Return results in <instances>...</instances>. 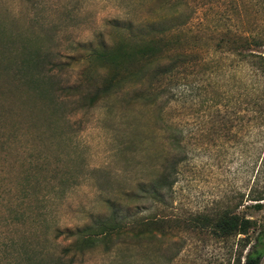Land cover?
Returning a JSON list of instances; mask_svg holds the SVG:
<instances>
[{"label":"rangeland","instance_id":"rangeland-1","mask_svg":"<svg viewBox=\"0 0 264 264\" xmlns=\"http://www.w3.org/2000/svg\"><path fill=\"white\" fill-rule=\"evenodd\" d=\"M149 41L159 64L140 55ZM26 53L49 56L63 84L116 81L92 107L63 104L65 143L49 168L72 184L50 206L30 199L44 210L39 227L27 225L40 264H235L241 254L243 263L264 229V0H0V69ZM139 70L144 80L129 82ZM175 150L182 160L169 190L125 195L155 180ZM225 211L255 224L220 237L204 223ZM110 220L115 232L82 250L76 235L55 238L56 228Z\"/></svg>","mask_w":264,"mask_h":264},{"label":"trees","instance_id":"trees-1","mask_svg":"<svg viewBox=\"0 0 264 264\" xmlns=\"http://www.w3.org/2000/svg\"><path fill=\"white\" fill-rule=\"evenodd\" d=\"M156 43L158 44V39ZM131 52L125 51V54L129 56ZM157 53L155 42L149 41L143 45L140 55L149 63L159 64L160 57ZM174 68L175 64L171 62L158 74H168ZM144 70L136 72V78L132 79L131 75L127 74L121 81L128 76L131 83L142 81L145 78ZM0 73L7 76V82L0 84V98L3 100L0 102V264H40L43 262L44 254L28 242L36 233L32 226L28 228L27 225L39 227L44 210L41 205L42 209L34 212L30 207V199L35 197L40 201L44 200L50 206L52 202L60 199L66 188L72 184L67 177L64 178L66 175L63 173L57 179L56 175L60 173H50L49 168L55 163L54 160H58L55 155L62 143H65L59 127L63 104L69 100L75 104L79 103V108L92 107L114 90L116 81L110 78L95 89L82 83L63 84L57 80L56 63L49 56L37 53L24 54L14 67L3 71L0 69ZM9 78L11 82L16 83L14 86L8 83ZM12 97L15 98L13 102ZM157 97L158 95H155L150 101L154 102ZM40 112L46 113V116L37 117ZM21 115L24 116V120L16 119ZM173 143H179L177 137H174ZM179 151L175 150L170 153L171 155L168 154L169 156L160 162L155 180L140 183L136 189L127 188L124 191L125 195L132 197L153 193L152 198L156 199L158 195L169 190L175 182L177 165L182 160L178 157ZM12 169L16 170L14 176L11 173ZM47 185L50 189L41 192ZM37 192L41 195H37ZM262 199L264 195L259 198ZM256 207L260 208L261 203H257ZM142 222L147 224L149 219ZM254 224L253 219L228 211L204 223L223 238L247 235ZM115 229L112 220L94 227L85 224L73 230L56 228L55 238L61 232H66L70 236L76 235L72 245L82 250L97 238L108 237ZM17 230L20 231L19 237L13 234ZM122 230L121 233L126 235L127 230ZM263 254L264 229L263 232L261 229L256 236V242L246 251L242 264H260ZM241 257L242 254L238 256L235 264H240ZM63 259V254L55 256L57 263H63Z\"/></svg>","mask_w":264,"mask_h":264}]
</instances>
